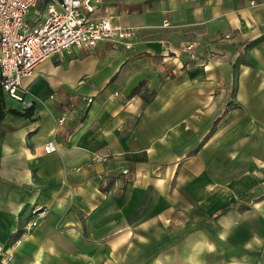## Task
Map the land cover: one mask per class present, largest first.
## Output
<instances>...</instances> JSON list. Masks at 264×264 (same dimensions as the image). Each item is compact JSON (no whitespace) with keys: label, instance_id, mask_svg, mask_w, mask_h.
I'll return each mask as SVG.
<instances>
[{"label":"crops","instance_id":"1","mask_svg":"<svg viewBox=\"0 0 264 264\" xmlns=\"http://www.w3.org/2000/svg\"><path fill=\"white\" fill-rule=\"evenodd\" d=\"M104 11L131 48L55 54L7 99L0 264H264V0ZM35 204L49 214L14 247Z\"/></svg>","mask_w":264,"mask_h":264},{"label":"built area","instance_id":"2","mask_svg":"<svg viewBox=\"0 0 264 264\" xmlns=\"http://www.w3.org/2000/svg\"><path fill=\"white\" fill-rule=\"evenodd\" d=\"M108 1L0 0V67L8 95L23 100L19 93L25 90L23 79L31 76L36 66L55 54L70 52L75 47L92 50L101 41L131 48L135 29L113 25L111 16L104 11ZM33 10L35 16L31 18ZM177 50L188 53L192 60L197 57L193 43L181 44ZM87 101L91 103L93 98ZM73 111L68 109L62 113L58 118V128L67 123ZM57 148L53 140L45 145L48 153L57 151ZM106 158V155L95 154L93 160ZM123 172L128 174L129 170ZM48 214V207L33 205L30 217L13 241V246L19 245Z\"/></svg>","mask_w":264,"mask_h":264},{"label":"trees","instance_id":"3","mask_svg":"<svg viewBox=\"0 0 264 264\" xmlns=\"http://www.w3.org/2000/svg\"><path fill=\"white\" fill-rule=\"evenodd\" d=\"M9 95L8 92L5 89V86L2 83V73H1V67H0V123L3 120L6 111H7V99ZM35 109V103L33 102L32 105L24 110H18V109H10V111L18 116H29L33 113ZM227 112V110H226Z\"/></svg>","mask_w":264,"mask_h":264},{"label":"rangeland","instance_id":"4","mask_svg":"<svg viewBox=\"0 0 264 264\" xmlns=\"http://www.w3.org/2000/svg\"><path fill=\"white\" fill-rule=\"evenodd\" d=\"M32 15L35 16V10L32 11Z\"/></svg>","mask_w":264,"mask_h":264}]
</instances>
